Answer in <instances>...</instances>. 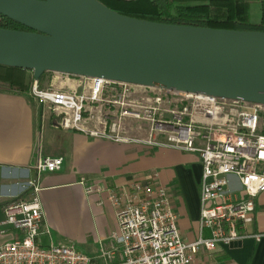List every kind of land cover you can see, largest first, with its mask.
I'll list each match as a JSON object with an SVG mask.
<instances>
[{
    "label": "built area",
    "instance_id": "built-area-1",
    "mask_svg": "<svg viewBox=\"0 0 264 264\" xmlns=\"http://www.w3.org/2000/svg\"><path fill=\"white\" fill-rule=\"evenodd\" d=\"M56 74L48 87L40 88L34 80L30 89L53 116L55 128L198 153L200 233L194 241L183 239L169 190L156 181V174L116 187L87 184L81 177L86 194H107L116 209L117 230L98 257L72 244H43L39 188L30 183L28 198L3 208L0 233L10 230L14 235L0 245V264H193L202 249L212 252L249 237L260 240L262 234L250 232L248 226L254 221L255 199L264 192V104ZM127 119L150 122L146 136H130ZM63 163L59 156L40 158L37 176L59 171Z\"/></svg>",
    "mask_w": 264,
    "mask_h": 264
},
{
    "label": "crops",
    "instance_id": "crops-1",
    "mask_svg": "<svg viewBox=\"0 0 264 264\" xmlns=\"http://www.w3.org/2000/svg\"><path fill=\"white\" fill-rule=\"evenodd\" d=\"M259 18L260 7L254 2L251 19L257 22ZM46 156L62 157L63 166L37 176L35 166ZM154 174L169 190L183 239L196 240L202 175L198 153L60 130L34 97L30 100L0 89V221L4 206L28 198L32 192L29 184L34 183L44 214L40 242L72 244L80 252L98 257L109 244L110 234L117 230L116 209L106 193L86 194L80 178L85 177L87 184L116 187ZM255 206L248 230L262 234L260 240L249 237L212 252L202 249L193 264H264V192L255 199ZM12 235L10 230L0 233V245Z\"/></svg>",
    "mask_w": 264,
    "mask_h": 264
},
{
    "label": "water",
    "instance_id": "water-1",
    "mask_svg": "<svg viewBox=\"0 0 264 264\" xmlns=\"http://www.w3.org/2000/svg\"><path fill=\"white\" fill-rule=\"evenodd\" d=\"M0 65L264 104V32L165 24L98 0H0Z\"/></svg>",
    "mask_w": 264,
    "mask_h": 264
},
{
    "label": "trees",
    "instance_id": "trees-1",
    "mask_svg": "<svg viewBox=\"0 0 264 264\" xmlns=\"http://www.w3.org/2000/svg\"><path fill=\"white\" fill-rule=\"evenodd\" d=\"M112 10L153 22L193 27L264 32V0H98ZM260 7L257 22L251 19L252 4ZM0 27L29 30L0 15ZM47 72L38 79L39 85ZM33 72L0 65V89L23 94L32 100Z\"/></svg>",
    "mask_w": 264,
    "mask_h": 264
},
{
    "label": "rangeland",
    "instance_id": "rangeland-1",
    "mask_svg": "<svg viewBox=\"0 0 264 264\" xmlns=\"http://www.w3.org/2000/svg\"><path fill=\"white\" fill-rule=\"evenodd\" d=\"M56 76H58L55 72H47L44 80L41 82V84L39 85L40 88H46L50 85L51 81L54 80L56 81ZM44 114L46 116H50L51 113L44 109ZM163 117L170 119L171 116L168 113H163ZM150 126V122L147 121H134V120H130L127 119L125 121V129L128 131V134L132 137H138V138H142L146 136V131L149 129Z\"/></svg>",
    "mask_w": 264,
    "mask_h": 264
}]
</instances>
